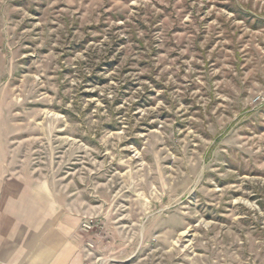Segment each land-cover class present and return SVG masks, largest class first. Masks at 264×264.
Segmentation results:
<instances>
[{
    "label": "rangeland",
    "instance_id": "obj_1",
    "mask_svg": "<svg viewBox=\"0 0 264 264\" xmlns=\"http://www.w3.org/2000/svg\"><path fill=\"white\" fill-rule=\"evenodd\" d=\"M0 155L84 264H264V0H0Z\"/></svg>",
    "mask_w": 264,
    "mask_h": 264
},
{
    "label": "crops",
    "instance_id": "obj_2",
    "mask_svg": "<svg viewBox=\"0 0 264 264\" xmlns=\"http://www.w3.org/2000/svg\"><path fill=\"white\" fill-rule=\"evenodd\" d=\"M78 232L50 187L10 176L0 155V264H84Z\"/></svg>",
    "mask_w": 264,
    "mask_h": 264
},
{
    "label": "built area",
    "instance_id": "obj_3",
    "mask_svg": "<svg viewBox=\"0 0 264 264\" xmlns=\"http://www.w3.org/2000/svg\"><path fill=\"white\" fill-rule=\"evenodd\" d=\"M91 228V225L87 222V221H84L83 223H82V226H81V229L83 230V231H87V230H89ZM89 246H93L92 244H88Z\"/></svg>",
    "mask_w": 264,
    "mask_h": 264
}]
</instances>
